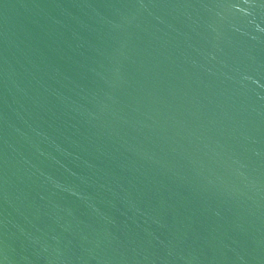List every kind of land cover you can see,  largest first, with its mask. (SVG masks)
Here are the masks:
<instances>
[{"label":"water","instance_id":"obj_1","mask_svg":"<svg viewBox=\"0 0 264 264\" xmlns=\"http://www.w3.org/2000/svg\"><path fill=\"white\" fill-rule=\"evenodd\" d=\"M0 264H264V0H0Z\"/></svg>","mask_w":264,"mask_h":264}]
</instances>
